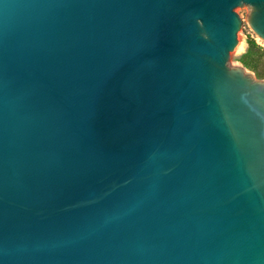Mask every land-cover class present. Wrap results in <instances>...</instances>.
Segmentation results:
<instances>
[{
  "label": "water",
  "instance_id": "water-1",
  "mask_svg": "<svg viewBox=\"0 0 264 264\" xmlns=\"http://www.w3.org/2000/svg\"><path fill=\"white\" fill-rule=\"evenodd\" d=\"M264 0H0V264H264Z\"/></svg>",
  "mask_w": 264,
  "mask_h": 264
},
{
  "label": "rangeland",
  "instance_id": "rangeland-1",
  "mask_svg": "<svg viewBox=\"0 0 264 264\" xmlns=\"http://www.w3.org/2000/svg\"><path fill=\"white\" fill-rule=\"evenodd\" d=\"M234 11L239 16V18L241 19L242 26L239 29V31L237 32L238 46L235 49V51L230 54V58H229L230 66H241L246 71H248L254 75V73L252 71L245 68L244 65L240 62L242 55L246 52V48H247L246 39L247 38L254 39L256 41V43L263 48H264V43H262L258 38H256L253 35V33L251 32V30L249 29L247 22H246V18H245V15L247 14V9L246 8H242V9L236 8ZM259 63H261V62H259ZM259 66L260 65H258V67Z\"/></svg>",
  "mask_w": 264,
  "mask_h": 264
},
{
  "label": "trees",
  "instance_id": "trees-1",
  "mask_svg": "<svg viewBox=\"0 0 264 264\" xmlns=\"http://www.w3.org/2000/svg\"><path fill=\"white\" fill-rule=\"evenodd\" d=\"M246 45V52L242 55L240 62L252 71L257 79L264 80V48L251 38L246 39Z\"/></svg>",
  "mask_w": 264,
  "mask_h": 264
}]
</instances>
